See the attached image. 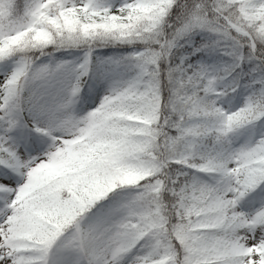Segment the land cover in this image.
I'll return each mask as SVG.
<instances>
[{"label":"snow or ice","instance_id":"6c2138e0","mask_svg":"<svg viewBox=\"0 0 264 264\" xmlns=\"http://www.w3.org/2000/svg\"><path fill=\"white\" fill-rule=\"evenodd\" d=\"M0 264H264V0H0Z\"/></svg>","mask_w":264,"mask_h":264}]
</instances>
